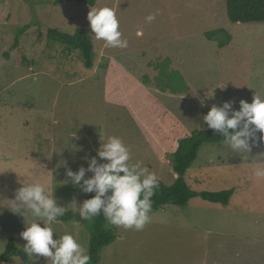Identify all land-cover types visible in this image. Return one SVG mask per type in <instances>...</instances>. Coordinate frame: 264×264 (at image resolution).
Listing matches in <instances>:
<instances>
[{
	"label": "rangeland",
	"instance_id": "rangeland-1",
	"mask_svg": "<svg viewBox=\"0 0 264 264\" xmlns=\"http://www.w3.org/2000/svg\"><path fill=\"white\" fill-rule=\"evenodd\" d=\"M103 7L115 10L127 48L95 39L87 15ZM149 14L156 19L147 22ZM26 24L31 28L19 48L10 49ZM48 27L89 33L92 67L83 66L78 52L66 55L39 39L37 30ZM217 28L224 33L203 37ZM168 75L182 79V91L159 88L156 82H168ZM254 94L264 95V23L230 22L224 0H96L93 6L0 0V254L10 238L23 247L20 233L34 219L7 207L21 182L45 184L67 211L78 208L86 193L70 183L65 167L87 168L82 157L97 155L100 137L118 136L133 162L171 184L172 152L181 138L207 129L202 116L211 105L235 101L238 109ZM72 144L82 150L73 152ZM256 166H264V144L245 157L224 141L204 143L185 179L195 191L232 189L229 203L195 197L185 207L167 204L151 210L141 231L106 223L115 239L101 250L100 264H264V178L254 176ZM51 227L54 238L73 233L88 248L89 232L79 221ZM0 264L24 262L16 253Z\"/></svg>",
	"mask_w": 264,
	"mask_h": 264
},
{
	"label": "clouds",
	"instance_id": "clouds-1",
	"mask_svg": "<svg viewBox=\"0 0 264 264\" xmlns=\"http://www.w3.org/2000/svg\"><path fill=\"white\" fill-rule=\"evenodd\" d=\"M87 18L95 39L103 40L105 47H128L127 39L122 38L113 8H93ZM155 19V14L146 17L147 22ZM136 35L143 36V30H137ZM214 89L211 95L205 94V98L200 99L202 107L206 105L207 99L214 97ZM234 104L235 101L212 104L202 120L207 129L222 134L228 148L246 157L254 146L264 144V95L254 94L251 102L241 99L238 109ZM100 139L102 143L97 155L82 157L87 162V168L81 165L73 171L71 167H65V174L71 178L73 186L79 187L82 193H94L73 211L78 212L81 220L90 221L103 215L108 225L141 231L150 222L152 197L160 181L140 161L133 162L129 148L120 137ZM70 147L73 152L82 150L75 144ZM63 163L66 165V161ZM86 171L93 175L86 178ZM253 174L257 178H264V166H256ZM8 201L7 207L14 214L26 220L25 213H30L34 218L31 223L26 222L20 233L21 239L25 241L20 251L30 258L29 261L35 264L38 258L43 257L47 264H89V250L79 242L78 236L66 232L54 238L55 232L51 225L58 222L67 209L58 204L53 188L38 182H21L14 198Z\"/></svg>",
	"mask_w": 264,
	"mask_h": 264
},
{
	"label": "trees",
	"instance_id": "trees-1",
	"mask_svg": "<svg viewBox=\"0 0 264 264\" xmlns=\"http://www.w3.org/2000/svg\"><path fill=\"white\" fill-rule=\"evenodd\" d=\"M64 2H75L81 5L93 6L96 0H53V4L59 5ZM226 8V16L230 22L234 24L243 23H264V0H224ZM31 28L30 24L19 27L10 49H18L19 42L23 34ZM38 38H45L50 44L58 45L62 52L66 55L72 52H78L82 64L85 68H91L93 65L94 48L89 33L82 28L75 29L72 33L63 31L57 27L46 28L45 31L37 30ZM219 33H224L221 28L213 29L203 33L205 39H212ZM22 59L24 57L22 56ZM169 62V61H168ZM168 62L165 65H168ZM158 65V64H156ZM161 77V75H159ZM159 77V78H160ZM169 79L166 83L157 81L162 91L170 90L171 93L182 91L179 83L182 79L175 75H168ZM183 90L186 88L183 83ZM169 91V92H170ZM223 141L222 134L216 133L210 129L192 131L190 135L181 138L175 150L170 156V163L174 173L177 175L171 184H165L160 181L156 194L152 197V210H157L167 204L185 207L192 198L198 197L210 203L227 205L233 194L232 189H221L217 191L201 190L195 191L187 183L185 176L188 168L195 160L200 147L204 143ZM93 194H85L83 200L90 198ZM58 220L70 221L75 220L84 224L89 232L88 250L91 260L89 264L101 263V250L110 244L115 235L112 229L106 226V220L103 215H99L92 220H81L79 214L73 209L66 211L63 217ZM13 239L7 241L5 251L0 254V261H8L11 256L16 255L20 250Z\"/></svg>",
	"mask_w": 264,
	"mask_h": 264
},
{
	"label": "water",
	"instance_id": "water-1",
	"mask_svg": "<svg viewBox=\"0 0 264 264\" xmlns=\"http://www.w3.org/2000/svg\"><path fill=\"white\" fill-rule=\"evenodd\" d=\"M17 254L20 255V257H21L22 261L24 262V264H30L28 259H27V257L24 254H22L19 251L17 252Z\"/></svg>",
	"mask_w": 264,
	"mask_h": 264
}]
</instances>
